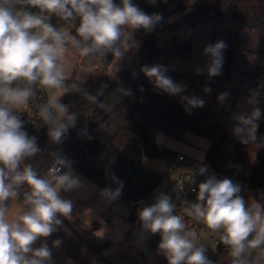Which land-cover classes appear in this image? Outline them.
I'll use <instances>...</instances> for the list:
<instances>
[{"label": "clouds", "instance_id": "clouds-1", "mask_svg": "<svg viewBox=\"0 0 264 264\" xmlns=\"http://www.w3.org/2000/svg\"><path fill=\"white\" fill-rule=\"evenodd\" d=\"M150 2L154 4L155 0ZM50 16L66 26L56 28L49 22ZM161 19V14H147L133 0H0V264H52L47 243L34 245L58 230L63 223L60 217L74 219V202L63 198L61 192L83 185L80 176L74 174V161L59 151L48 153L51 167L43 175L28 163L42 149L37 137L24 130L20 115L24 106L37 100L38 91L46 93L47 98L36 104L42 122L38 127L46 126L52 143L61 144L77 121L76 113L62 101L68 91L69 53L89 61L111 55L119 62L139 46L134 32H151ZM226 48L222 40L207 45L203 52L209 62L205 68H197L196 74L221 75ZM140 71L156 89L170 96L186 89L166 74L165 66L144 65ZM83 83L82 78L73 91L95 103L97 98ZM261 87L264 85L250 92V113L234 117L233 134L244 144L257 141L262 112L256 105L262 98ZM121 91L131 95L130 90ZM204 91L210 92L211 88L205 87ZM228 95L220 93L218 100L223 102ZM181 100L186 102V111L205 105L194 95L181 96ZM206 173L208 167L203 165L193 175ZM112 179L117 184L115 190H101L102 197L109 201L119 197L123 188L116 176ZM241 190V185L230 178L207 175L197 186L196 202L189 203L182 215L176 214L171 196L160 193L154 203L138 210V218L144 231L159 234L158 249L167 264H213L205 255V246L196 242V228L189 227L185 217L219 236L229 250L231 264H264V204L256 199L246 202ZM11 201L21 202L22 210L11 214ZM61 243L57 239L53 246Z\"/></svg>", "mask_w": 264, "mask_h": 264}, {"label": "trees", "instance_id": "trees-1", "mask_svg": "<svg viewBox=\"0 0 264 264\" xmlns=\"http://www.w3.org/2000/svg\"><path fill=\"white\" fill-rule=\"evenodd\" d=\"M115 2L119 3L120 0ZM156 3L157 0L154 5ZM140 7L145 13L151 14L148 1H141ZM172 12H179L180 19L169 26L156 25V29L184 22L196 25L212 21L217 25L231 26L224 78L229 75L233 58L239 51L242 30L259 29L261 37L249 90L251 92L258 85H264V0H196L191 4L179 1ZM135 38L139 41L137 48L132 49L109 71H104L93 84H83L97 98L95 103H90L73 89L67 91L62 101L70 106V111L76 113V126L69 129L67 138L59 145L49 139L46 126L39 127L35 137L42 152L28 163L43 175L51 166L52 158L48 153L59 151L74 161L73 169L104 189L115 190L117 184L112 176H116L123 182L121 195L117 198L128 205V220L142 229L138 218L141 204L152 195L167 175L171 164L181 156L179 151L164 144V138L172 137L179 142H186L187 135L192 134L207 139L209 145L201 163L241 178L218 165L230 133L224 127L209 122L207 107L186 111L185 103L173 102L166 93H160L144 83V74L136 81L150 55L152 31L136 30ZM143 43V48L131 59ZM179 49L174 40L172 50ZM156 51L153 47V52ZM189 51L190 45H186L183 52ZM128 60L129 63L124 67ZM122 89L130 90L131 95H124ZM260 93L264 97V87L260 88ZM101 104L104 107H100ZM256 135L257 141L254 143L261 148L242 181L249 191L264 194V113ZM258 201L264 204V199ZM60 218L63 220L62 225H66L70 232L61 230L59 226L51 240L62 241L59 246L65 249L73 264H117L104 254L110 241L96 240V232L101 225L99 221L86 224L80 218L71 221ZM185 220L189 222L188 217ZM146 234L151 235L148 232ZM151 238L143 240L144 247L140 249L143 255L149 256L160 240L158 236Z\"/></svg>", "mask_w": 264, "mask_h": 264}, {"label": "crops", "instance_id": "crops-1", "mask_svg": "<svg viewBox=\"0 0 264 264\" xmlns=\"http://www.w3.org/2000/svg\"><path fill=\"white\" fill-rule=\"evenodd\" d=\"M175 1L179 2L182 0H174L173 2ZM133 2H137L140 6V1L135 0ZM194 2L189 1L190 4ZM152 5L154 4L152 3ZM155 5L163 8L170 7L166 2L160 0H157ZM172 11L173 10L160 12L162 19L157 25L163 27L177 22L181 14ZM135 34L136 31L134 32V39L139 45V41L135 38ZM230 36L231 26L229 24L217 25L216 22L212 21L198 23L196 25L184 22L173 27L156 29L154 48L157 51L153 52L150 66H165L167 68L166 74L171 77L173 81L186 85L185 91L180 95L170 96L166 93L169 100L176 103H186L181 100V96L190 97L194 95L202 98L205 101L204 107L208 108L207 118L209 122L224 127L226 131L233 134L232 130L236 124L234 119L235 115L250 113L252 108V105H249L247 100L250 96L249 84L251 74L256 65L261 32L257 28L242 30L239 37V51L233 58L229 75L224 78ZM174 40H176L179 45L180 49L178 51L172 50V43ZM220 40L224 41L227 45L223 54L222 74L216 77H209L206 72L199 75L196 74L197 68L203 69L209 62V58L204 54L203 49L207 45L214 44ZM186 45H190V51L188 53L183 52ZM129 52L125 54L124 58ZM68 62L69 79L66 82L68 90L74 89L75 86L80 84L82 78L84 79L83 84H93L104 71H109L114 64L118 63L111 55L105 59L89 61L71 52L68 55ZM95 66L96 68H94ZM205 87L211 88V91L205 92ZM157 91L165 93L160 90ZM223 92H227L229 95L221 102L218 100V96ZM256 106L261 109L262 119L264 113V97L261 98L259 104ZM261 119L258 121V124H260ZM189 135L202 138L192 134ZM165 145L170 147L167 144ZM204 155L205 154H203V157ZM73 171L74 174L80 176L83 185L72 191L61 192V196L74 202V219L80 218L86 224H92L97 220L90 221L94 219L89 218L91 216H93L91 218H95L99 214L102 216L115 205V201H117L118 198L112 201L105 199L101 195V190L104 189L103 187L99 186L85 175L77 172L75 169H73ZM127 216L128 215H126L125 218H127ZM51 236L47 237L42 243H47L50 248L52 252V263L66 264V262H68L67 260L70 258L63 247L53 246ZM40 244L38 246H40Z\"/></svg>", "mask_w": 264, "mask_h": 264}, {"label": "rangeland", "instance_id": "rangeland-1", "mask_svg": "<svg viewBox=\"0 0 264 264\" xmlns=\"http://www.w3.org/2000/svg\"><path fill=\"white\" fill-rule=\"evenodd\" d=\"M160 1H164L167 5H170L174 0ZM182 1L189 3V1L194 2L195 0ZM133 3L140 7L137 2ZM49 22L58 29L66 26L64 21L59 20L55 16H50ZM74 23L78 24V21H75ZM70 30L74 31V29ZM143 82L154 87L153 83L150 82L149 79L145 77V75L143 76ZM163 141L171 148L179 151L181 156L186 157L199 165L202 164L201 159L209 145V141L207 139L197 138L191 135H187L186 142H179L172 137H166L163 139ZM260 148L261 147L254 142L249 144L241 143L238 137L230 133L229 139L224 147L222 158L218 165L224 171L232 172L242 180L250 171V168L255 162L257 152ZM249 194L252 196V198H256L257 201L260 198L264 199V194H256L253 191H249ZM8 206L11 214H15L23 208L19 201H12ZM128 213V205L121 199H118L115 201V205L102 216H100L101 214L97 215L95 218H91L93 217L91 215V217L89 216V219H94L90 221L97 220L101 223L99 230L96 232V240L98 242L105 240L110 241V246L105 249L104 254L117 264H167L166 258L160 253L158 249V244L160 241L159 239V241L156 242V246L150 252L149 256H146L140 252V249L144 247L143 240L145 238L143 233L140 231L132 239L128 238L129 233L133 229L131 222L125 218ZM60 229L70 232L66 225H61ZM147 238H149V236ZM45 239L46 238H41L38 240L34 247H39L38 245L40 243L42 244ZM67 261H71L72 264L71 259H68ZM68 262H66V264H68Z\"/></svg>", "mask_w": 264, "mask_h": 264}, {"label": "built area", "instance_id": "built-area-1", "mask_svg": "<svg viewBox=\"0 0 264 264\" xmlns=\"http://www.w3.org/2000/svg\"><path fill=\"white\" fill-rule=\"evenodd\" d=\"M143 1V0H138ZM150 1V0H146ZM179 2H173L169 8H163L158 5H153L154 13L157 12H168L177 8ZM27 7V6H25ZM27 10L32 12H38V9L28 8ZM96 68V66L94 67ZM47 98L46 93L43 90L38 91L37 100L35 102H30L25 105L23 108V112L20 114L21 119L24 122V130L29 133V135L35 136L37 129L39 128L42 122L38 119L37 115V107L36 104L44 101ZM203 166V164L199 165L190 159L180 156L178 157L169 167V171L165 178L159 183L155 191L152 195L145 200L142 206H147L155 202V197L160 193H165L171 196L172 202L176 205L175 211L182 215L183 209L188 206L189 203L196 202V194H197V186L200 182L204 181L207 178V175L215 174L217 178H230L233 182L241 185V193L240 195L244 197L245 201H249L252 196L249 194V190L247 189L244 182L232 175H229L223 171L215 169L213 167H208V173L204 176L199 174L193 175L196 170ZM51 167V166H50ZM49 167V168H50ZM48 168V170H49ZM47 170V171H48ZM140 207V208H141ZM139 208V209H140ZM186 218V217H185ZM189 219L188 225L189 227L196 228L198 232V240L197 244H202L206 248L205 255L208 257L213 264H231V258L228 254L229 250L226 246H224L220 240L218 235H213L209 229L206 228L202 223H196ZM133 226L132 231L129 233L128 238L132 239L138 232H142L143 235L146 234L143 229H141L137 224L131 223ZM159 237V234H151V237ZM153 238H151L152 240Z\"/></svg>", "mask_w": 264, "mask_h": 264}, {"label": "water", "instance_id": "water-1", "mask_svg": "<svg viewBox=\"0 0 264 264\" xmlns=\"http://www.w3.org/2000/svg\"><path fill=\"white\" fill-rule=\"evenodd\" d=\"M148 6H149V10H150V12H151V14H153L154 13V11H153V5H152V3L150 2V1H148ZM155 34H156V26L153 28V30H152V44H151V50H150V55H149V58H148V60H147V62H146V64L145 65H149V63H150V61H151V58H152V55H153V47H154V44H155ZM143 46H144V43L142 44V46L139 48V50L131 57V59H133V58H135V56L137 55V53H139V51L143 48ZM129 61L130 60H128L127 62H126V64L124 65V67L129 63ZM143 75V73L141 72V74L138 76V78H137V80L136 81H138L140 78H141V76ZM149 235L148 234H144V238H147Z\"/></svg>", "mask_w": 264, "mask_h": 264}]
</instances>
